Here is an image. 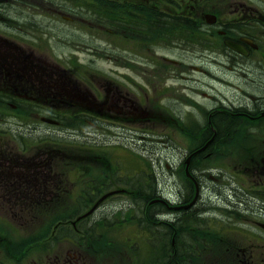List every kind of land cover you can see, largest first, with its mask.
Here are the masks:
<instances>
[{"label": "flooded vegetation", "instance_id": "af4514ba", "mask_svg": "<svg viewBox=\"0 0 264 264\" xmlns=\"http://www.w3.org/2000/svg\"><path fill=\"white\" fill-rule=\"evenodd\" d=\"M80 4V7L86 10V15L78 13ZM67 12L69 14H66ZM52 23L59 24L63 29L57 31L58 37L62 32L69 34L84 29L88 35L86 54H97L100 50L103 54H108L119 49L117 45L127 42L128 39L133 40L135 44L128 50L132 54L142 53L141 44L145 41L151 42L153 49L164 43L168 49L173 47L182 51L177 54L178 59L165 58L171 66H177L184 71H194L203 77L209 76L204 82L208 80L209 83H218L221 87L220 82L225 79L232 81V94L219 98L208 111L194 104L193 108L201 112L200 116H204V121L198 124L188 121L186 129L189 134L201 136L199 144L195 146L197 149L211 138L213 140L208 146H219L221 136L225 134H232L233 138L237 139L242 135L246 139L259 138L262 144L259 157L251 155L245 164L237 163L238 172L233 171L231 180L236 184L232 186L228 197L232 196L230 209L225 212V218L222 220L234 219L233 224L243 227L244 230L261 231L260 239L257 240L264 242V0H0V105L9 109L3 111L0 108V135L7 136V142H0V190L12 196L25 193V190L28 194L31 191L36 192L38 201L32 204L38 205L37 212L45 213L53 208L62 210L72 201V205L64 210L68 213L75 212L81 217L70 221L71 232L62 235V232L58 233L62 228L56 231L54 240L61 243L65 239L77 246L80 238L76 232L87 229L89 233L88 227H105L103 214H117L116 209L121 207L120 203L113 202V206L105 203L106 199H110L103 196L108 191L104 189L109 185L105 181V175L98 177L95 174H82L77 177L68 176L67 180L59 176L54 169V163L60 160L56 158V152H62L59 147L62 144L56 139L50 141L55 145V155L46 153V157L38 160L40 167L33 170L32 174L28 173L29 167L26 165L31 164V146L39 147V144L48 143L47 127L42 125L47 121L43 117L58 120V124H53L58 128L64 118L72 121L85 118L89 122L90 119H106L108 115L105 113L111 110L107 108L110 106L115 112L125 115L127 100L124 97L122 100L121 96L124 94L116 91V96L108 100V95L103 96L88 77H79L73 63L57 60L56 64L48 60L32 62L30 54L33 52L41 55L45 49L42 45L47 37V30L52 31L58 27H54ZM31 38L34 39L33 43ZM95 38H102L104 43L95 46ZM78 46V42L71 46L70 53H78ZM42 58L44 59L43 56ZM151 60L154 61L152 58ZM218 72L227 76L223 77ZM22 86L26 88L23 89ZM106 108L108 111L104 112ZM8 115L14 117L19 125L3 126ZM168 115L170 116V113ZM151 117L155 118L152 120L155 127L159 126L158 122L162 123L158 116L151 114ZM115 119L124 117L118 116ZM182 119L179 116L172 117L166 128L169 131L175 130L176 125L172 123ZM109 121L108 123L112 124ZM31 135L37 136L38 140L31 142ZM204 152L206 149L193 154L191 161L193 158L194 162L210 155L202 154ZM89 159L91 161L86 167L90 168L92 165L91 170L102 167L99 163L102 159L100 156H92ZM69 161L72 167L73 164ZM76 167L77 165H74V168ZM98 170L105 171L103 167ZM190 172L191 175H187L189 185L181 184L182 188L177 186L175 198H168L164 193L157 191L156 199L164 200L165 204L158 201L160 206L151 207L154 204L145 200L149 193L144 192L146 195L141 193L140 197L136 196L137 206L134 209L139 212L143 209L146 212L145 221L148 219L157 228L161 221L158 220L160 216L169 217L166 221L175 225V217L183 210L181 206L195 197L188 192L190 182L195 191L198 190L191 211L199 212L207 208L205 204L199 206L203 203L205 188V174L200 168V162L198 169H192ZM242 177L249 178L252 185ZM80 179H86L82 181L86 186H81L78 195L75 196L74 191L70 194L67 189H79ZM242 180L247 182L248 186L242 185ZM46 195L52 200H57L54 201L55 207H47L46 201H41ZM182 196L188 201L180 199ZM30 198L34 199L29 195ZM83 208L85 210L80 211ZM141 221L145 222L142 219ZM61 225L60 220L55 226L56 230ZM233 227L236 229V226ZM29 249L26 245L19 251L25 252ZM240 250V253L236 252L237 257L235 256L231 264L263 263L262 260L254 261L252 257L247 259V250ZM156 251L157 249H153L152 257L157 256ZM70 255L63 257L66 261L59 258L63 255H57L52 263L68 264L73 260ZM25 259L26 256H23L19 263ZM172 259L169 257L165 264H174ZM150 260L154 261L151 263L154 264L156 258Z\"/></svg>", "mask_w": 264, "mask_h": 264}, {"label": "rangeland", "instance_id": "374dc122", "mask_svg": "<svg viewBox=\"0 0 264 264\" xmlns=\"http://www.w3.org/2000/svg\"><path fill=\"white\" fill-rule=\"evenodd\" d=\"M80 6L81 4L78 13L86 15V10ZM52 25L58 27L52 31L47 30V37L44 38L42 45L45 49L41 55L32 52L30 54L32 62L48 60L56 64L55 60H57L73 63L79 77H88L103 96L108 95V100L116 96L114 91L123 93L121 99L124 97L127 100L126 114L120 115L106 104L111 110L107 112L108 109H104V112H107L105 114L114 119L118 116L124 117L121 119L124 122L122 125L90 118L88 119L91 122L85 118L78 121L64 118L60 128L43 123L42 125L47 127L49 142L46 145L39 144V147L31 146V164L26 165L29 167L27 172L32 174L33 170L38 169L40 167L38 160L46 157V153L55 155L53 151L55 145L50 141L56 139L62 144L59 146L62 152H56L58 155L56 158L60 159L54 163L56 173L64 180H67L68 176L77 177L82 174L83 176L95 174L98 177L105 175V181L109 185L104 189L108 191L103 196L112 200L106 199L105 203L111 206L113 202L120 203L121 207L116 209L117 214H103L105 227L98 229L88 227L89 233L87 229L77 231L80 239L76 246L65 239L61 243L54 240L56 231L62 228L58 232H62V235L71 232L70 221L81 217L75 212L68 213L64 210L72 205V201L62 210L53 208L45 213L37 212L38 205L32 204L38 201L36 192L31 191L28 194L25 190V193H15L16 195L12 196L0 190L1 264H53L55 256L63 255L59 257L63 258L69 254L73 260L68 264H151L154 261L150 259L154 258H156L154 264H165L169 257L173 258L174 264H231L236 252L240 253V248L247 250V259L252 257L254 261L262 260L264 264V242L257 240L260 239L262 232L244 230L243 227L233 224L234 219L222 220L225 218V212L230 209L232 196L228 197L232 186L236 184L231 180L233 171L238 172L237 163L245 164L251 155L255 154L259 157L262 151L259 138L246 139L242 135L237 139L233 138L232 134L222 135L219 146L212 148L210 145L206 148V152L202 153H209L211 156L207 155L194 162L193 158L191 161L193 153L204 151L195 148L201 136L189 134L186 129L188 121L196 124L204 121V116H200L201 112L193 108L194 104L208 111L219 98L232 94L234 89L232 81L225 79L224 82H220L221 87L218 83H209L208 80L204 82L205 79L210 78L209 76L203 77L194 71H184L177 66H171L165 58L178 59L177 54L182 51L173 47L168 49L164 43L158 44L153 49L151 42L145 41L141 44L142 53L132 54L128 50H131V46L135 44L133 40L128 39L127 42L117 45L119 49L108 54H103L102 50L97 54H86L88 35L84 29L69 34L62 32L58 37L57 31L63 29L59 24L52 23ZM33 38H31L32 43L35 39ZM77 42L79 52L70 53L69 49ZM93 42L96 43L95 46L104 43L102 38H95ZM157 64L159 66H156ZM218 73L223 77L227 76L223 72ZM22 88L26 87L22 86ZM0 108L3 111L9 110L1 105ZM168 113L172 117L183 118L177 123H172L176 125L175 130L169 131L166 128L169 124L167 122H158V127L152 124L155 118L151 117V114L158 116V120L168 118L171 121L172 117ZM6 117V124L3 126L19 125L11 115ZM30 138L31 142L38 140L37 136L31 135ZM0 142H7V136L0 135ZM92 156L102 158L99 163L104 172L98 170L102 167L96 166L98 168L96 170H91L92 165L91 169L86 167ZM69 160L73 164L72 167L69 165ZM199 162L205 174L203 203L199 206L205 204L207 208L199 212L191 211L193 207L186 208L187 212L182 210L181 214L175 217V225L171 221H159L158 228L148 219L145 221L146 212L143 209L142 212L134 209L137 206L135 198L140 197L144 192L149 193L145 200L154 204L151 207L161 204L158 201L165 202L156 199L157 191L164 193L168 198H175L181 184L189 185L187 169L191 171V165L193 169H198ZM74 165L77 167L74 168ZM242 178L251 184L249 178ZM85 180L80 179L79 189H67L69 193L74 191V195H78L81 186H86V183L82 182ZM247 182L242 180L241 184L248 186ZM112 184L113 186H110ZM188 192L195 196L194 187L189 186ZM29 195L34 199H29ZM41 201H46L47 207H55L54 201L57 200H52L46 195ZM166 204L168 205L167 202ZM84 210L85 208L80 209L82 212ZM168 218L160 216L158 220ZM60 220L62 225L56 230L55 226ZM167 223L172 224L171 230H168L170 227L166 225ZM231 224L233 225L229 226ZM233 226H236V229ZM26 245L30 248L28 251H19ZM153 249H157L156 257L151 256ZM23 256H26V259L19 263Z\"/></svg>", "mask_w": 264, "mask_h": 264}, {"label": "bare ground", "instance_id": "6f19581e", "mask_svg": "<svg viewBox=\"0 0 264 264\" xmlns=\"http://www.w3.org/2000/svg\"><path fill=\"white\" fill-rule=\"evenodd\" d=\"M191 169H193V166L191 165ZM187 173H189V170L187 169ZM191 185V184H190ZM183 199V201H188V200H186V198H182ZM185 199V200H184ZM180 200V199H179ZM178 201V200H177ZM186 203H188V202H185V205H183V206H181L182 207V209H183V211L185 210V208H187V209H191L192 207H194L193 205V203H192V201H190V203H188V204H186ZM181 209V210H182ZM166 220H162V221H160V222H165Z\"/></svg>", "mask_w": 264, "mask_h": 264}, {"label": "trees", "instance_id": "16d2710c", "mask_svg": "<svg viewBox=\"0 0 264 264\" xmlns=\"http://www.w3.org/2000/svg\"><path fill=\"white\" fill-rule=\"evenodd\" d=\"M190 186L193 187V184H191ZM163 224H164V223H163ZM166 225H167L168 227H170V229H168V228H167V229H168V230H171L172 226H170V225H172V224H168V223H167ZM172 230H174V229H172Z\"/></svg>", "mask_w": 264, "mask_h": 264}, {"label": "water", "instance_id": "95a60500", "mask_svg": "<svg viewBox=\"0 0 264 264\" xmlns=\"http://www.w3.org/2000/svg\"><path fill=\"white\" fill-rule=\"evenodd\" d=\"M206 146V145H205ZM205 146L202 148V149H204L205 148ZM200 151V150H199ZM196 200V198L192 201V203H194V201Z\"/></svg>", "mask_w": 264, "mask_h": 264}]
</instances>
